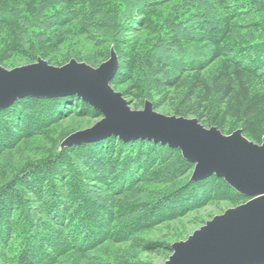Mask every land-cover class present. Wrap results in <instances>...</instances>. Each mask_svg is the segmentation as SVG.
Instances as JSON below:
<instances>
[{"label": "trees", "instance_id": "16d2710c", "mask_svg": "<svg viewBox=\"0 0 264 264\" xmlns=\"http://www.w3.org/2000/svg\"><path fill=\"white\" fill-rule=\"evenodd\" d=\"M112 49L130 103L262 143L264 0H0L1 66L99 67ZM88 119L102 115L77 95L0 111V264H154L142 254L172 243L145 234L249 200L215 175L192 183L195 166L152 140L61 150Z\"/></svg>", "mask_w": 264, "mask_h": 264}, {"label": "water", "instance_id": "95a60500", "mask_svg": "<svg viewBox=\"0 0 264 264\" xmlns=\"http://www.w3.org/2000/svg\"><path fill=\"white\" fill-rule=\"evenodd\" d=\"M119 68L114 49L99 67L75 59L62 67L42 59L10 70L0 65V111L27 97L77 95L102 119L70 135L61 150L113 136L124 142L152 140L180 150L195 166L192 183L215 175L249 200L215 216L186 241L172 244L165 264H264V139L257 144L242 130L225 135L197 119L168 117L155 112L149 101L144 109L132 110L112 87Z\"/></svg>", "mask_w": 264, "mask_h": 264}, {"label": "rangeland", "instance_id": "374dc122", "mask_svg": "<svg viewBox=\"0 0 264 264\" xmlns=\"http://www.w3.org/2000/svg\"><path fill=\"white\" fill-rule=\"evenodd\" d=\"M29 64H31V63H18V65H16L14 68L20 67V66L29 65ZM4 68L9 69L7 67H4ZM117 92H119V91H117ZM120 93H122V92H120ZM125 99L128 102L130 101L129 98L125 97ZM146 101H149L150 103H152L153 106H154L155 112H157L159 114H162V115H165V116H168V117L175 116V117H182V118H186V119H197V120H199L198 118H194V117H185V116H178L176 114H171L170 111L167 110L165 107L156 109L155 105H154V103L152 101H150V100H146ZM145 102L144 103H139L138 101L133 100L131 103L129 102V104H130V107H131L132 110H142V109H144ZM100 120L101 119L84 120L82 122L83 128H81L78 131L89 129V128L93 127L96 123H98ZM199 122H200V120H199ZM201 125H203V124L201 123ZM203 126L206 127L205 125H203ZM206 128L210 129L212 127H206ZM78 131H76V132H78ZM220 131L223 134H225V135H230V134L224 133L222 130H220ZM76 132H74V133H76ZM244 136H245V134H244ZM246 138L248 139V137H246ZM234 207H236V206H228L227 204H221L220 207H218V206L209 207L208 209L201 211L199 214H194V215L190 216L189 218L184 220L183 223L177 222V223H174V224L163 225L161 227H158L155 230L145 234L144 238L149 240V241H164V242H169L170 241V243H172V244H174L176 242H180V241H186L189 238V236H191L196 230L200 229L202 226L205 225L204 224L202 226H199L197 224H194V220L195 219L200 220V218H205V217L208 218V217H210V215H212V217L206 221V222H208V221L212 220L215 216L222 215V214H224V212L226 210H228L230 208H234ZM185 231L186 232L188 231L189 235L184 237V238H180L179 239V237H181L180 235L182 233H184ZM160 255H161V253H160ZM160 255H158V254L157 255H150V254H144V253L142 254L144 260H148V261H150V262H152L154 264H165L172 254H170L168 257H165L163 255L160 256Z\"/></svg>", "mask_w": 264, "mask_h": 264}]
</instances>
